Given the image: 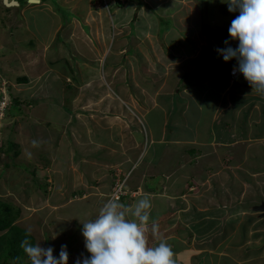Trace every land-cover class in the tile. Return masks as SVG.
Wrapping results in <instances>:
<instances>
[{"label": "crops", "instance_id": "1", "mask_svg": "<svg viewBox=\"0 0 264 264\" xmlns=\"http://www.w3.org/2000/svg\"><path fill=\"white\" fill-rule=\"evenodd\" d=\"M95 1L0 0V62L38 66L32 92L18 98L32 95L39 101L33 110L61 99L57 106L68 115L47 154L36 157L26 147L6 154L0 200L16 207L15 227L56 258L66 246L68 264H76L90 256L82 223L125 182L121 202L150 194L159 228L149 231V242L169 243L175 264H264V219L253 211L264 202V97L251 93L243 75L199 81L203 60L196 66L193 48L192 60L176 68L168 58L108 65L114 55L129 58L121 30L122 43L102 40L104 56H92L94 43L83 47L77 31ZM38 17L51 23L46 37ZM119 72L128 77L122 91ZM230 87L237 92L228 96ZM17 145L21 153L24 143Z\"/></svg>", "mask_w": 264, "mask_h": 264}, {"label": "rangeland", "instance_id": "2", "mask_svg": "<svg viewBox=\"0 0 264 264\" xmlns=\"http://www.w3.org/2000/svg\"><path fill=\"white\" fill-rule=\"evenodd\" d=\"M207 1L209 2V9L201 4V0H96L91 3L93 12L89 23L81 25L80 28L78 27L80 31L77 32L82 35V39L84 38L83 47L86 46L87 42L90 44L94 43L97 50L89 52L92 53V56L98 54L99 57L104 56L99 46L102 45L104 48L106 43H110L114 39L116 42L122 43L124 37L119 39L117 31L121 30L124 32L123 34L128 37L126 44L129 50L127 57L129 58L117 60L116 55L111 57L108 65L115 64L114 62L117 61L116 68L119 65L127 67L128 64L136 62L146 66L150 58V61L153 62L156 59L164 62L168 58L172 63V65H169L170 68H176L192 60L189 53L191 51L192 55H194L196 66L202 60L204 65L210 66L207 59L213 58V56H206V60L204 61V54L209 44L205 32L209 33L212 46L215 49L220 48L219 41H221V37L226 34L228 36L231 22L239 15V12L228 11V0ZM226 13L229 14L226 15ZM28 20L33 23L31 18H28ZM163 21H169L170 25L168 28L166 24H162ZM37 24L40 30L39 36L43 35L46 37L48 31H50L51 23L46 21L44 17H38ZM178 38H180L179 42L177 41ZM229 39L232 40L230 37ZM102 40H105L106 43L103 44ZM235 42L238 44V41ZM134 44L144 46L145 50L137 49ZM236 46L238 47V45ZM189 49L192 50L190 51ZM68 52H66L67 55ZM72 54L77 55L74 52ZM19 65L7 66L0 62V102H7L5 115L0 120V139L3 144L2 151H0V171L4 167V164L7 163L8 155L12 154V156H15L14 152L20 149L17 148V143L19 142L24 143V147L21 148V153L19 151V155L22 154L25 147L26 150L35 154L36 157L47 154L49 145H46V143L49 140L53 142L56 133L60 132L63 128L62 125L68 121V115L65 114L66 112L62 106H57L61 102V99H56L57 104H54L52 100L49 104H43V106L39 107L35 106L36 108L33 110L32 106L35 103L33 104L32 102L38 103L39 101L34 100L32 95L18 98L20 92H25L26 94L32 92L31 83L36 80L34 77L32 81L31 79L38 68V66L28 67L26 64L22 65V63H19ZM114 67L109 68L106 72L109 78L108 82H111V78L114 76ZM124 74V72L116 74L121 77V91L124 89L127 81L126 78H128H124ZM188 76H192V74ZM20 78H24L26 81L23 84L18 83ZM195 78L192 77V79ZM242 80L243 84L248 85L247 82L245 83L244 78ZM131 84L133 86L132 81ZM116 86H119L117 82L114 88ZM228 91L229 96L235 91V88L230 87ZM16 98H18V104L15 102ZM8 111L9 115L6 113ZM15 113L17 115L15 117L20 116L22 120L16 121L13 117ZM79 120L80 117L78 118ZM11 122L12 124H10ZM33 140L40 141V146L33 147L31 143ZM10 143H13L16 147L10 145ZM19 146L21 147V143ZM7 153L8 155L6 156ZM24 158L27 159L26 157ZM7 166L12 169L16 165L9 163ZM16 180L19 181V177H16ZM13 226H15V223ZM0 264L12 263L10 260L1 258L0 256Z\"/></svg>", "mask_w": 264, "mask_h": 264}, {"label": "clouds", "instance_id": "3", "mask_svg": "<svg viewBox=\"0 0 264 264\" xmlns=\"http://www.w3.org/2000/svg\"><path fill=\"white\" fill-rule=\"evenodd\" d=\"M227 4L229 12H239L228 29L238 47L226 46L216 51L225 63L236 59L238 65L232 67L233 75L239 72L250 85L251 93L264 97V0H228ZM230 77L232 80L231 74ZM0 114L2 120L5 109H0ZM1 142L0 139V147ZM31 143L33 147L40 146L38 140ZM151 209L150 194L131 204L108 199L94 219L82 223V236L90 256L77 259L76 264H175L169 243L149 242V231L155 233L159 228L158 222L151 219ZM20 247L28 264H68L66 246H61L59 258L54 257L53 248H43L40 242L33 244L27 236Z\"/></svg>", "mask_w": 264, "mask_h": 264}, {"label": "trees", "instance_id": "4", "mask_svg": "<svg viewBox=\"0 0 264 264\" xmlns=\"http://www.w3.org/2000/svg\"><path fill=\"white\" fill-rule=\"evenodd\" d=\"M120 4V3H119ZM201 4L209 9V2L207 0H201ZM229 13H226V15ZM143 22V20H142ZM162 24H166L167 28L169 27L170 23L169 21H163ZM203 31V30H202ZM204 32V31H203ZM206 36L208 38L209 45L207 47V50L205 51L204 54V61L206 60V56L209 57L211 52L214 53V60L210 61L209 58L207 61H209L210 66L208 65H202V73L201 74H196L199 79V81H203L208 78H213V77H220L223 73L226 79H231L230 77V70L232 67L238 65V62L236 59L230 60L228 63H225L223 60V57L220 56L215 47L212 46V42L209 37V33L205 32ZM229 36V33H228ZM227 34L225 36L221 37L220 42V48H225L226 46H231L232 48H237L236 42L232 41L229 39ZM180 38H178L179 42ZM225 41H228L229 44L225 45ZM212 65V66H211ZM212 67V72H209L207 74H204V71L206 68H211ZM191 79V77H188ZM187 78V79H188ZM18 83H24L26 80L24 78H20L18 80ZM238 82H240L238 80ZM18 104V98H16ZM19 107V106H18ZM10 145H13V143H10ZM16 147L15 145H13ZM3 144L0 147V151H2ZM9 151V150H8ZM6 151V152H8ZM5 152V151H4ZM15 155L19 154V151L14 152ZM17 209L16 207L10 206L3 201L0 200V256L1 258H5L10 260L12 264H23L24 257L26 256L23 250L20 247L21 241L27 236V238L33 243L34 239L30 234L27 232L13 226L14 223L16 222L18 216H17ZM6 255V256H5Z\"/></svg>", "mask_w": 264, "mask_h": 264}, {"label": "built area", "instance_id": "5", "mask_svg": "<svg viewBox=\"0 0 264 264\" xmlns=\"http://www.w3.org/2000/svg\"><path fill=\"white\" fill-rule=\"evenodd\" d=\"M235 68V67H233ZM233 68L230 70V74L232 76V80H234L237 77H240L241 74L239 72H237L235 75H233ZM3 100H5V98H3ZM7 107V102L6 101H2L0 103V109L4 110ZM3 114H0V116H2ZM124 184L125 182L122 183H118L115 188H114V192L112 194V198H117L120 199L121 196L124 194Z\"/></svg>", "mask_w": 264, "mask_h": 264}, {"label": "water", "instance_id": "6", "mask_svg": "<svg viewBox=\"0 0 264 264\" xmlns=\"http://www.w3.org/2000/svg\"><path fill=\"white\" fill-rule=\"evenodd\" d=\"M254 212L260 213L261 218L264 219V202L253 208Z\"/></svg>", "mask_w": 264, "mask_h": 264}]
</instances>
